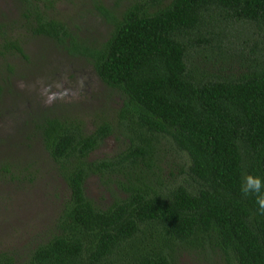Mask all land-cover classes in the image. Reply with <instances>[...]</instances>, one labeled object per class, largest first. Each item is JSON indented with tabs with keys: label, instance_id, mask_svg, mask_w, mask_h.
I'll list each match as a JSON object with an SVG mask.
<instances>
[{
	"label": "trees",
	"instance_id": "1",
	"mask_svg": "<svg viewBox=\"0 0 264 264\" xmlns=\"http://www.w3.org/2000/svg\"><path fill=\"white\" fill-rule=\"evenodd\" d=\"M19 1L20 29L82 56L117 91L123 129L118 152L89 159L110 122L85 132L78 121L36 120L68 197L21 264H174L176 244L218 250L225 264H264V215L240 192L243 174L264 178V0H114V12L96 5L111 29L88 44L36 0ZM6 25L0 56L22 55ZM200 49L239 69L199 72L190 52ZM164 150L181 161L180 179L164 178ZM92 175L117 186L104 208L85 194Z\"/></svg>",
	"mask_w": 264,
	"mask_h": 264
},
{
	"label": "rangeland",
	"instance_id": "2",
	"mask_svg": "<svg viewBox=\"0 0 264 264\" xmlns=\"http://www.w3.org/2000/svg\"><path fill=\"white\" fill-rule=\"evenodd\" d=\"M36 1L48 17L64 22L84 44L103 40L111 29L96 5L113 12L118 7L114 0ZM21 8L19 0H0V21L9 25L13 38L21 39L22 50V55L12 51L0 56V263L9 260L10 264L23 263L25 254L49 236L68 197L54 162L33 131L36 120L54 116L78 121L85 132L99 120L110 122L114 132L89 154V159L110 156L123 147V129L115 115L121 100L117 91L105 87L82 56L60 49L47 38L28 36L18 26ZM236 25L232 23V28ZM247 28L251 35V27ZM190 53L193 65L204 74L215 73L210 64L213 69L222 66V74L239 69L236 60L220 63L217 57L205 58L207 49ZM163 152L160 169L164 178L180 179L175 165L181 161L167 150ZM115 190L111 180L103 184L94 175L84 182L86 196L99 208L111 202ZM117 194L121 195L119 191ZM173 256L174 264H225L221 252L203 247L176 244Z\"/></svg>",
	"mask_w": 264,
	"mask_h": 264
},
{
	"label": "clouds",
	"instance_id": "3",
	"mask_svg": "<svg viewBox=\"0 0 264 264\" xmlns=\"http://www.w3.org/2000/svg\"><path fill=\"white\" fill-rule=\"evenodd\" d=\"M240 192L243 196H254L257 211L264 215V178L252 173L243 174Z\"/></svg>",
	"mask_w": 264,
	"mask_h": 264
},
{
	"label": "flooded vegetation",
	"instance_id": "4",
	"mask_svg": "<svg viewBox=\"0 0 264 264\" xmlns=\"http://www.w3.org/2000/svg\"><path fill=\"white\" fill-rule=\"evenodd\" d=\"M0 22H3V23H5V24H6V22H5V21H3V20H2V21H0ZM6 29H7V30H6V31H7V34H8V35H10V34H9V25H8V24L6 25ZM14 38H16V39H19L18 37H14Z\"/></svg>",
	"mask_w": 264,
	"mask_h": 264
}]
</instances>
